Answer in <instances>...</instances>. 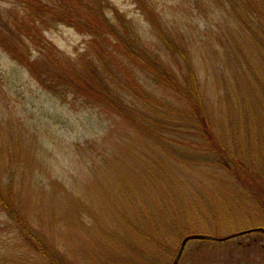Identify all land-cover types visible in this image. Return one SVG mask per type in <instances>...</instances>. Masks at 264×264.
<instances>
[{
  "label": "rangeland",
  "instance_id": "374dc122",
  "mask_svg": "<svg viewBox=\"0 0 264 264\" xmlns=\"http://www.w3.org/2000/svg\"><path fill=\"white\" fill-rule=\"evenodd\" d=\"M104 1L125 18L141 45L171 66L172 60L156 38V28L164 33L180 28L192 41L191 46L188 43L192 63L200 67L199 78L207 85L209 101L215 96L220 100L225 91L237 98L238 87L254 80L251 71L264 69L262 48L254 51L239 24L218 27L213 23L212 18L221 12L208 9L207 0H196L194 5L192 0ZM12 8L11 15L21 14L7 1H0V11L11 12ZM217 29L219 34L240 33L241 51L222 46ZM45 38L66 62L75 65L88 52L90 39L66 26L53 28ZM147 79L143 87L163 96ZM171 163L161 147L120 119L92 110L72 96L59 99L46 94L0 50V195L26 224L22 233L0 211V264H47L35 245L23 240L29 231L42 241L49 261L56 264H142L141 259L129 258L123 246L135 229L140 236L141 229L151 230L158 239L157 245L152 244L157 261L170 264L172 248H179L184 239L177 237L187 228L185 217H192V226L200 227L197 214L210 218L203 208L211 203L223 215L215 230L223 233L221 237L262 228L264 214L259 211L264 191L258 192L251 177L241 178V172L235 180L209 169L211 176L197 175V184L186 181V175L174 184L167 181L164 167ZM259 163L264 172V163ZM156 205H165L167 214L160 215ZM127 218L133 219L132 226L126 224ZM202 226L213 230L215 223L207 220ZM183 254L179 264H264V242L258 236L237 237L224 244L193 241L185 245Z\"/></svg>",
  "mask_w": 264,
  "mask_h": 264
},
{
  "label": "trees",
  "instance_id": "16d2710c",
  "mask_svg": "<svg viewBox=\"0 0 264 264\" xmlns=\"http://www.w3.org/2000/svg\"><path fill=\"white\" fill-rule=\"evenodd\" d=\"M0 1H7L17 13H21L11 15L13 8L11 12L0 11V50L43 92L53 98L72 96L79 99L90 109L120 119L133 132L155 142L172 162L171 166H164L168 169L167 181L179 183L186 175V181L197 184L200 180L197 175L211 176L209 169L237 180L243 172L241 178L251 177V183L258 192L264 191V172L259 163H264V158L261 159L264 149L259 148L264 146V69L251 71L254 80H246V85L238 87L237 98L225 91L220 100L214 95L216 100L211 98L209 101L206 98L207 85H202L199 78L200 67L192 63V41L180 28L173 32L167 29L165 33L156 28V38L164 46L165 56L172 60L174 65L171 66L157 53L141 45L125 18L104 0ZM195 1L192 0L191 5ZM207 8L220 10L221 14L212 18L218 27L220 24L232 27L239 24L241 35L250 38L254 51L258 52L259 48L264 51V0H207ZM110 14L111 18L108 17ZM192 24L190 27H195ZM59 26L71 28L90 39L86 43L88 52L76 65L66 62L67 59L45 38V33ZM241 35L228 31L220 32L216 38L222 46H234L239 52ZM197 42L204 51L206 48L201 40ZM147 78L155 89L162 91L163 96L150 93L143 87ZM203 166L208 168L203 169ZM156 206L160 215L167 214L165 205ZM183 206L181 204V209ZM260 208L263 215L264 202ZM203 209L211 217L197 214L201 225L193 227L192 217L186 216L184 223L187 228L178 235V241L201 235L216 240L235 236L221 242L223 244L245 236H258L264 242V232L259 231L221 237L223 233L215 230L222 224L223 215L212 203ZM224 209L231 210L228 207ZM0 211L11 218L18 231L23 233L26 224L2 195ZM187 218L191 221L188 222ZM207 220L215 223L213 230L202 226ZM132 221V218H127L126 224L132 226ZM260 227L257 229L264 230V225ZM166 230L167 235L166 232L164 235L168 237L170 229ZM141 231L145 240L141 239L138 229L134 233L130 230L132 236L125 238L123 246L128 251L127 256L134 258V262L141 259L142 264H160L152 249V244L157 245L158 239L151 230ZM24 238L28 245H35L34 249L39 251L42 260L46 258L47 264H56L49 261L42 241L34 233L29 231V237ZM172 249L170 264L177 259L179 264L184 250L179 257L181 246Z\"/></svg>",
  "mask_w": 264,
  "mask_h": 264
},
{
  "label": "water",
  "instance_id": "95a60500",
  "mask_svg": "<svg viewBox=\"0 0 264 264\" xmlns=\"http://www.w3.org/2000/svg\"><path fill=\"white\" fill-rule=\"evenodd\" d=\"M230 238H231V237H229V238H227V239H230ZM205 239H207V238H205L204 236H191V237H187V238H185V239L182 241V243H181V249H180L179 257H180V255H181V253H182V251H183L185 245H186L189 241H194V240H205ZM227 239H226V240H227ZM220 241H224V240H220ZM177 262H178V259H177V261L174 262V264H177Z\"/></svg>",
  "mask_w": 264,
  "mask_h": 264
}]
</instances>
